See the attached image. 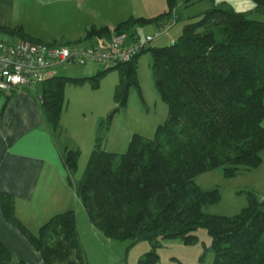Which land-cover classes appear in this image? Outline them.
I'll use <instances>...</instances> for the list:
<instances>
[{"label":"trees","instance_id":"trees-1","mask_svg":"<svg viewBox=\"0 0 264 264\" xmlns=\"http://www.w3.org/2000/svg\"><path fill=\"white\" fill-rule=\"evenodd\" d=\"M253 2L254 8L245 12L228 5L212 7L190 18L178 40L166 46L150 44L129 63L106 67L92 77L56 76L42 85L44 114L57 129L65 108L66 83L88 81L96 86L106 73L116 70L120 83L115 100L118 109H124L129 88L139 87L138 61L151 54L155 88L168 107V118L155 137L135 134L126 152H107L102 123L80 180L75 179L80 151L67 150L64 158L69 186L91 224L108 239L129 242V249L143 242L150 245L138 264H157L166 241L197 243L200 229L212 239L213 264H264V200L246 192L250 202L240 214L211 215L205 208L219 201V192L204 191L195 181L197 175L217 168L231 178L262 163L264 0ZM176 7L177 0H168L163 14L130 18L113 32L93 27L86 40L122 34L135 39V27L153 23L159 29L173 20L179 22ZM12 33L40 43L28 39L22 28ZM14 204L12 196L0 193L4 220L44 264H89L74 209L56 215L35 234L17 219ZM0 264H16L1 241Z\"/></svg>","mask_w":264,"mask_h":264},{"label":"crops","instance_id":"crops-1","mask_svg":"<svg viewBox=\"0 0 264 264\" xmlns=\"http://www.w3.org/2000/svg\"><path fill=\"white\" fill-rule=\"evenodd\" d=\"M201 1L208 2L207 10L220 5L244 12L254 8L253 0H177V16L182 18L180 4ZM167 10L168 0H0V41L17 43L22 38L12 30L22 28L28 39L43 43L47 37L43 27L59 25L67 34L63 35L67 44L61 45H109L111 38L86 40L87 31L95 27L113 32L130 18L153 19ZM152 24L147 27L155 32L158 26ZM56 76L60 75L54 70L46 81ZM41 88L24 86L11 94L0 91V193L13 197L15 216L34 233L79 202L64 165L71 148L47 121L38 99ZM0 241L13 263L40 264L39 253L4 220L1 209ZM157 264L183 263L160 258Z\"/></svg>","mask_w":264,"mask_h":264},{"label":"rangeland","instance_id":"rangeland-1","mask_svg":"<svg viewBox=\"0 0 264 264\" xmlns=\"http://www.w3.org/2000/svg\"><path fill=\"white\" fill-rule=\"evenodd\" d=\"M208 6L207 1L194 2L191 5L180 4L178 8L182 16L180 21L168 34L154 40L151 46H166L171 43V39L178 40L189 18L207 10ZM261 19L264 21V18ZM147 26L134 28L141 39L155 33L153 28ZM43 28L47 36L42 39L43 43L67 44V39L63 36L67 35L66 31H63L64 27L56 25ZM105 69L106 67L97 64L88 66L71 64L57 68L56 72L60 76L84 78L95 76ZM137 82L139 87L133 85L129 88L127 107L124 109H118L115 100L116 87L120 83V74L116 70L106 73L96 86L88 81L80 85L65 84V108L56 130L71 148L69 150L80 151L76 180H80L84 174L102 123L106 124L103 133L106 151L124 153L128 150L135 134L153 139L158 127L166 122L168 107L156 91L152 56L149 53L143 54L138 61ZM111 113H113L112 119L107 125ZM195 181L204 191L217 189L219 192V201L206 207V213L223 216L240 214L250 202L246 192H253L260 200H264V150L260 166L249 172L229 178L224 176L222 168H217L197 175ZM74 210L78 217L80 243L89 264H138L139 260L150 251L147 242L129 249V242L106 238L91 224L80 201ZM197 236L198 241L193 245H185L180 239L164 242L159 249L160 258L180 260L183 264H213L214 251L208 231L200 229ZM40 264H44L42 260Z\"/></svg>","mask_w":264,"mask_h":264},{"label":"built area","instance_id":"built-area-1","mask_svg":"<svg viewBox=\"0 0 264 264\" xmlns=\"http://www.w3.org/2000/svg\"><path fill=\"white\" fill-rule=\"evenodd\" d=\"M176 20L152 35L132 37L113 35L109 45L91 46L0 41V91L11 94L24 86L42 87L52 71L71 64L118 67L132 61L156 39L169 33Z\"/></svg>","mask_w":264,"mask_h":264},{"label":"water","instance_id":"water-1","mask_svg":"<svg viewBox=\"0 0 264 264\" xmlns=\"http://www.w3.org/2000/svg\"><path fill=\"white\" fill-rule=\"evenodd\" d=\"M38 99H39V101L41 102V104L44 103V96H43V95H40Z\"/></svg>","mask_w":264,"mask_h":264}]
</instances>
